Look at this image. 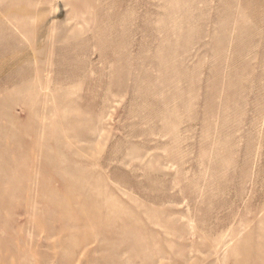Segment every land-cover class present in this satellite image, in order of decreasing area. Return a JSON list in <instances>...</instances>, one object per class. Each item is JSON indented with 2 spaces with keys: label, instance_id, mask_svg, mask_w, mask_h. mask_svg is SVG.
<instances>
[{
  "label": "rangeland",
  "instance_id": "obj_1",
  "mask_svg": "<svg viewBox=\"0 0 264 264\" xmlns=\"http://www.w3.org/2000/svg\"><path fill=\"white\" fill-rule=\"evenodd\" d=\"M0 264H264V0H0Z\"/></svg>",
  "mask_w": 264,
  "mask_h": 264
}]
</instances>
